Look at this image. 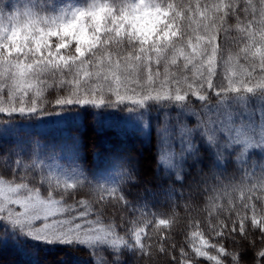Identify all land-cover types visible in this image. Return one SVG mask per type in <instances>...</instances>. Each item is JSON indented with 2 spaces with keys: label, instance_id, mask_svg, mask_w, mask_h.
Returning <instances> with one entry per match:
<instances>
[{
  "label": "snow or ice",
  "instance_id": "snow-or-ice-1",
  "mask_svg": "<svg viewBox=\"0 0 264 264\" xmlns=\"http://www.w3.org/2000/svg\"><path fill=\"white\" fill-rule=\"evenodd\" d=\"M89 117L155 140L159 191L133 192L130 155L81 163ZM149 197L184 201L183 242ZM9 243L30 264H264V0H0Z\"/></svg>",
  "mask_w": 264,
  "mask_h": 264
},
{
  "label": "trees",
  "instance_id": "trees-1",
  "mask_svg": "<svg viewBox=\"0 0 264 264\" xmlns=\"http://www.w3.org/2000/svg\"><path fill=\"white\" fill-rule=\"evenodd\" d=\"M67 126H50L42 130V135H46L49 139L58 140L66 133H62L59 128ZM127 129V131H126ZM84 151L82 152L83 160L81 161L87 168H96L101 160L108 158L115 160L116 154L131 156L139 169L142 178L141 187L133 189V192L144 194V188L150 187L153 191H159L153 187L152 181L154 177V169L156 168L157 149L155 140L148 142L141 141V138L131 133V126L126 125L122 119L113 118L105 122V127L100 129L95 123L93 117H89L85 121V127L81 129ZM178 187V186H177ZM186 191V189L184 190ZM259 195V193H258ZM159 203H155L149 197V210L155 211L161 215V218L175 211L180 219V227L177 229L179 235L176 237L179 241H184L183 217L184 201L179 197L176 198V206L173 207L166 202V198L157 197ZM33 258L25 255L23 252L14 248L11 243L7 246L0 245V264H30ZM39 259L43 264H57L58 261H67L72 264L74 261L87 260L88 257L84 253L72 254L65 250L57 249L49 253L42 254ZM159 264H165L161 258Z\"/></svg>",
  "mask_w": 264,
  "mask_h": 264
},
{
  "label": "rangeland",
  "instance_id": "rangeland-1",
  "mask_svg": "<svg viewBox=\"0 0 264 264\" xmlns=\"http://www.w3.org/2000/svg\"><path fill=\"white\" fill-rule=\"evenodd\" d=\"M50 126H55V125H49V126H47V127H50ZM46 129V128H45Z\"/></svg>",
  "mask_w": 264,
  "mask_h": 264
}]
</instances>
